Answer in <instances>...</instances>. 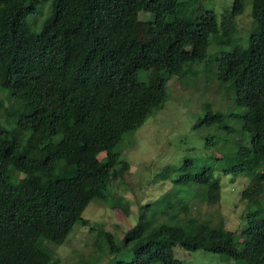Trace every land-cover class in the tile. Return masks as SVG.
<instances>
[{"label":"trees","instance_id":"trees-1","mask_svg":"<svg viewBox=\"0 0 264 264\" xmlns=\"http://www.w3.org/2000/svg\"><path fill=\"white\" fill-rule=\"evenodd\" d=\"M46 1L0 0V92L11 102L4 109L10 122L0 125V264H53L50 246H62L76 224L94 230L85 209L108 202V186L129 172L123 138L164 109L169 79L181 81L204 62L211 37L232 42L222 37L246 2L232 1L220 33L215 13L191 8L190 0H53L33 32L26 19ZM250 2L247 47L210 57L234 110L205 104L193 129L220 131L226 147L208 137L206 149L229 155L223 173L246 176L241 197L259 207L244 216L239 235L221 216H192L190 199L214 207L221 187L213 166L194 172L185 160L171 180V200L140 205L119 243L97 227L96 251L120 256L116 264H182L176 246L264 264V0ZM164 169L157 179L168 178ZM112 205L130 215L128 203Z\"/></svg>","mask_w":264,"mask_h":264},{"label":"rangeland","instance_id":"rangeland-1","mask_svg":"<svg viewBox=\"0 0 264 264\" xmlns=\"http://www.w3.org/2000/svg\"><path fill=\"white\" fill-rule=\"evenodd\" d=\"M190 1L191 8L201 7L215 13L221 33V22L229 17L233 0ZM52 3L53 0H47L38 4L36 12L27 17L26 21L33 32L39 31L49 15ZM251 10V2L246 0L243 12L232 19V31L222 37L229 38L232 42L219 44L211 37L206 60L190 69V73L183 80L180 81L175 76L169 79L168 99L164 109L155 117L147 119L133 136L125 135L122 147L126 149L122 160L129 164V172L108 186L105 192L108 202L95 201L85 209L83 217L91 222L94 230L76 224L62 246H50L55 262L53 264H84L90 262L93 257L97 258V262L92 259L93 264H116L121 259L120 256L111 257L107 253L96 251L97 227H103L105 231L113 234L119 243L123 234L135 225L140 205L149 204L156 209L162 208L171 200L173 191L177 190L171 180L175 178L176 171L185 160L192 162L194 172L202 166H213L214 177L219 179L221 187L218 205L210 207L197 198H192L189 201L190 214L201 219L213 216L215 221L221 216L226 229L240 234L239 227L244 216L259 207H247L241 197L249 179L244 175L224 174L223 169L231 163L229 155L223 158L225 152L206 149L205 138L208 137L216 141L220 139L216 148L226 147L227 142L222 135L219 137L218 129L212 127L194 130L193 126L203 115L205 104L213 106V109L224 108V113L234 110L230 104V94L224 93L216 80V67L210 57L217 53L229 52L233 47H247L252 22ZM189 15L191 14L188 13L187 16ZM139 18L151 19L143 14H140ZM146 76L147 72L140 71L137 77L140 81H146ZM0 102L3 105L0 108V125H8L10 121L5 118L4 109L9 108L11 102L1 92ZM15 108L20 110L22 106L16 104ZM228 125L231 123L228 122ZM133 141L134 147L129 148ZM98 159L103 160L104 154H99ZM164 168L168 169V178L157 179L156 176L164 171ZM118 199L129 204V216L113 207L112 204ZM260 207L264 208V199L261 200ZM173 255L182 264H239L217 254L186 251L179 246L173 248Z\"/></svg>","mask_w":264,"mask_h":264}]
</instances>
